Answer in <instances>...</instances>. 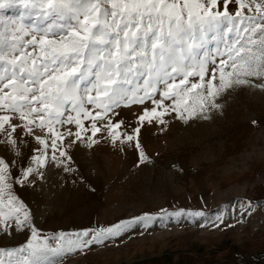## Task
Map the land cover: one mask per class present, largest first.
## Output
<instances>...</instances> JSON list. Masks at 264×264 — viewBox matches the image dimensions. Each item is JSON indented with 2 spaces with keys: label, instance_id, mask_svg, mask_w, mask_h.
Wrapping results in <instances>:
<instances>
[{
  "label": "snow or ice",
  "instance_id": "1",
  "mask_svg": "<svg viewBox=\"0 0 264 264\" xmlns=\"http://www.w3.org/2000/svg\"><path fill=\"white\" fill-rule=\"evenodd\" d=\"M237 89L264 90V0H0V234L27 237L0 246V264H64L149 226L47 235L20 190L52 165L75 172L74 150L102 141L143 163V127L206 121Z\"/></svg>",
  "mask_w": 264,
  "mask_h": 264
},
{
  "label": "rangeland",
  "instance_id": "2",
  "mask_svg": "<svg viewBox=\"0 0 264 264\" xmlns=\"http://www.w3.org/2000/svg\"><path fill=\"white\" fill-rule=\"evenodd\" d=\"M218 103L206 121L143 127V163L102 141L74 150L75 172L52 165L35 189L20 190L47 235L155 218L64 264H264V90L237 89ZM138 112L121 117L134 125ZM26 238L0 234V246Z\"/></svg>",
  "mask_w": 264,
  "mask_h": 264
}]
</instances>
